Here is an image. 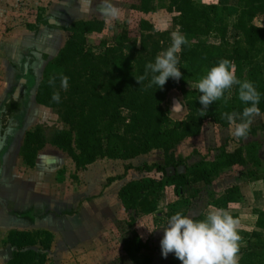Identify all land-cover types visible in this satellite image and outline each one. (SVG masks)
I'll return each mask as SVG.
<instances>
[{"label":"trees","instance_id":"16d2710c","mask_svg":"<svg viewBox=\"0 0 264 264\" xmlns=\"http://www.w3.org/2000/svg\"><path fill=\"white\" fill-rule=\"evenodd\" d=\"M133 2V10L145 16L156 13L157 5L164 3L172 17L173 30L158 31L144 20L136 35L124 32L111 46L101 42L97 53L91 48V39L103 33L104 21L78 20L63 28L69 38L56 57H44L47 65L34 100L37 105L53 110L64 129L55 130L50 136L42 126L27 131L19 152L25 167L34 170L39 154L47 146H52L71 159L75 166L72 179L77 180L78 173L98 161L131 162L154 152H163V164L138 167L129 164L125 166L123 176L109 178L106 185L122 181L131 171L157 174L159 178L143 177L126 183L119 190L118 199L126 213L156 219L161 214L160 221H168L176 212L187 215L186 211L178 209L179 202L168 206L169 212L161 210L168 188L180 198L184 190L199 184L210 187L223 173L237 167L240 168L239 182H264V162L261 145L257 142L240 146L232 152L227 145L211 149L209 154L212 157L202 156L191 166L188 165L189 158L175 154L182 143L201 135L207 121L229 128L223 114L241 113L247 106L239 100V86H234L231 98L230 89L225 92V98L213 102L205 116H201L203 105L196 84L221 59H229L235 64L236 75L241 81L249 80L255 84L260 93L258 107L264 115V27L255 24L257 19H264V0H238L237 34L233 42L228 39L230 28L226 7L220 10L217 5L206 4L204 0ZM36 21L41 26L49 24L41 16ZM174 31L186 38L192 37L178 54L182 77L179 80L169 78L161 89L155 85L147 86L151 79L149 74L141 84L135 76L143 75L145 65L154 62L155 57L171 45ZM203 38L213 42L200 40ZM60 73L69 77L67 90L61 87ZM53 76L57 77L54 87L49 84ZM173 91H178L185 102L187 114L182 121H173L171 109L167 106L169 94ZM54 92L60 93L59 102L53 101ZM18 107L20 112L16 121L22 123L24 106L9 105L11 111ZM258 131H264V126L259 130L251 125L247 138L255 137ZM180 168L184 171L181 172ZM239 182L231 184L213 204L214 208L227 209L235 218L232 207L240 205L245 197L244 187ZM203 215L194 219H202ZM134 223L131 220L132 226ZM256 227L264 231V219H258ZM261 235L255 232L253 237L261 241ZM2 243L11 249L6 264H50L55 236L45 230L15 229ZM146 250H149L148 244L136 233L127 242L126 253L132 260ZM169 264L182 262L171 261ZM243 264H264V258L250 253Z\"/></svg>","mask_w":264,"mask_h":264},{"label":"rangeland","instance_id":"374dc122","mask_svg":"<svg viewBox=\"0 0 264 264\" xmlns=\"http://www.w3.org/2000/svg\"><path fill=\"white\" fill-rule=\"evenodd\" d=\"M204 1L217 5L220 10L225 7L228 9V39L233 42L237 34L238 0ZM111 2L122 10V15L106 23L96 10L100 0H0V151L4 149L0 158V260L5 263L10 259L11 249L2 242L9 230H29L47 225V229L57 237L50 264H169L171 261H180L174 253H170L167 258L162 255L161 240L168 221H160L161 214L156 219L153 216L126 213L118 199V192L126 183L143 177L159 176L131 171L122 181L106 187L108 179L123 176L125 166L129 164L134 167L163 164V152H154L131 162L98 161L80 172L77 180L72 179L75 166L71 159L52 146H47L39 154L34 170L25 167L19 155L27 131L42 126L46 135L50 136L53 131L64 129L53 110L37 105L34 100L47 65L44 57H56L69 38V33L63 28L78 20L104 21L103 33L91 39V48L97 53L100 52L101 42L111 46L124 32L136 35L144 20L153 24L158 31L173 30L172 17L167 13L164 3L157 5L156 13L145 16L133 10V0ZM38 16L49 24L37 25ZM255 24L264 27V19H257ZM30 26L35 29H30ZM191 39L187 37L188 41ZM200 40L213 42L212 39ZM21 79L28 80L29 88L21 100L27 99L25 116L22 123L12 122L9 125L11 133L6 131L2 137L6 127L3 114ZM233 88L229 98L233 95ZM177 101H180V106L173 109ZM167 106L171 109L173 121L184 120L187 110L178 91L169 94ZM252 126L260 130L264 126V115L257 116ZM252 142L261 145L264 162V131H258L255 137L240 142L232 136L230 127L225 129L207 121L201 135L182 143L175 154L177 157L189 158L188 165L191 166L199 162L202 156L212 157L209 154L211 149L227 145V149L232 152ZM179 170L183 172L184 168ZM239 170L237 167L226 171L210 187L202 184L192 186L184 190L180 198L175 196L172 188H168L161 202V210L169 212L168 206L179 202V210L198 218L214 208V200L221 197L231 184L239 182ZM2 181H10L8 189ZM24 183L29 184L26 187L33 195L29 199L21 197L17 200V196L22 195ZM239 183L244 187L245 197L240 205L232 208L240 220L238 230L243 240L239 264H243L250 253L264 258V231L256 227L257 220L264 219V182L248 183L241 180ZM196 191L199 193L196 194ZM131 220L135 221L133 226ZM255 232L262 234L261 241L253 237ZM135 233L148 244L149 250L141 252L132 260L126 253V246Z\"/></svg>","mask_w":264,"mask_h":264},{"label":"clouds","instance_id":"9594fccd","mask_svg":"<svg viewBox=\"0 0 264 264\" xmlns=\"http://www.w3.org/2000/svg\"><path fill=\"white\" fill-rule=\"evenodd\" d=\"M96 10L106 23L117 20L122 15V10L111 0H100ZM171 39V45L159 53L154 62H148L145 65L144 74L135 76L141 84L149 78V74H151V79L147 86L155 85L161 89L169 78L179 80L182 77L180 67H178L180 62L178 54L188 41L179 31L172 32ZM56 79L55 76L51 77L49 84L54 87ZM59 79L61 87L67 90L69 77L60 73ZM233 86H239V100L247 106L241 113L225 112L223 118L228 121L233 137L247 138L254 119L261 115L258 107L260 93L253 82L241 81L237 77L235 64L231 60H219L197 82L196 88L201 93L199 101L203 105L200 114L205 116L208 107L213 102L225 98V92ZM52 99L59 102L60 93L54 92ZM178 106H180V101L175 103L173 109ZM7 131L11 133L12 129L9 128ZM239 224L240 220L225 208H210L202 219H194L190 215L176 212L163 229L162 255L167 258L170 253H174L182 264H239V253L243 240L238 230Z\"/></svg>","mask_w":264,"mask_h":264},{"label":"water","instance_id":"95a60500","mask_svg":"<svg viewBox=\"0 0 264 264\" xmlns=\"http://www.w3.org/2000/svg\"><path fill=\"white\" fill-rule=\"evenodd\" d=\"M27 81L25 79H22L18 85V87L16 88L13 96L11 97V99L7 102V106L5 108L4 114H3V118H4V124H5V130L2 132V137L5 136L7 129L9 128V124H10V118L12 117V112L11 109H9V105L11 103L17 104L18 100L21 96V94L24 91V86L26 85ZM20 105V104H17ZM178 109V107H177ZM0 262L2 264H6L4 260H0Z\"/></svg>","mask_w":264,"mask_h":264},{"label":"crops","instance_id":"0c3cea01","mask_svg":"<svg viewBox=\"0 0 264 264\" xmlns=\"http://www.w3.org/2000/svg\"><path fill=\"white\" fill-rule=\"evenodd\" d=\"M35 95H36V93H35ZM17 132H19V131H17ZM10 141H11V139L7 142V146H9V144H10ZM3 151H4V149H2L1 151H0V158H1V156H2V154H3ZM0 165H1V160H0ZM79 174V173H78ZM77 174V175H78ZM80 177V176H79ZM80 180H81V178H80ZM5 181V180H4ZM4 181H2V183L4 184L5 182ZM9 183H10V181L9 182H7L6 181V183L4 184V185H7L8 187H7V189L9 188ZM25 184V183H24ZM26 185L28 186L29 184L27 183V184H25L24 186H23V188H22V195L21 194H19V196H17V200H19L21 197L23 198H25V197H27L28 199L33 195V193L29 190V188L28 187H26ZM124 186V185H123ZM122 186V187H123ZM71 187V186H70ZM16 209H18L17 211H20V209L19 208H16ZM43 227V228H42ZM42 227H37V228H29V230H26V231H35V230H45V231H49L47 228L49 227L48 225L47 226H42ZM16 229H18V230H24L23 228H16ZM11 230H9V232H10ZM50 232H52V231H50ZM53 233V232H52ZM54 234V233H53ZM8 235V234H7ZM54 236H55V244H56V240H57V237H56V235L54 234ZM6 239V238H5ZM4 241V240H3ZM54 248H55V245H54ZM50 258H51V255H50Z\"/></svg>","mask_w":264,"mask_h":264},{"label":"flooded vegetation","instance_id":"af4514ba","mask_svg":"<svg viewBox=\"0 0 264 264\" xmlns=\"http://www.w3.org/2000/svg\"><path fill=\"white\" fill-rule=\"evenodd\" d=\"M22 80V79H21ZM20 83V82H19ZM16 90V89H15ZM28 90H29V88H28V80H27V84L24 86V91H23V93L21 94V96H20V98H19V100H18V103L17 104H21V105H23L24 106V108H23V110L22 111H24L25 112V109H26V102H27V99H26V101H21L22 100V98H23V96H24V92H25V94L28 92ZM15 92V91H14ZM14 94V93H13ZM13 96V95H12ZM11 99V98H10ZM19 109H17V108H15V111L13 110V112H12V117L10 118V124L9 125H11V123L12 122H14V123H16L17 121H16V117H17V114L20 112L19 110H20V107H18ZM24 116H25V113H24ZM12 230H15V229H12Z\"/></svg>","mask_w":264,"mask_h":264}]
</instances>
